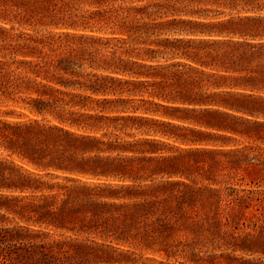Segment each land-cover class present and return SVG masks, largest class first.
I'll use <instances>...</instances> for the list:
<instances>
[{"label":"trees","instance_id":"1","mask_svg":"<svg viewBox=\"0 0 264 264\" xmlns=\"http://www.w3.org/2000/svg\"><path fill=\"white\" fill-rule=\"evenodd\" d=\"M171 258L264 264V0H0V264Z\"/></svg>","mask_w":264,"mask_h":264},{"label":"rangeland","instance_id":"2","mask_svg":"<svg viewBox=\"0 0 264 264\" xmlns=\"http://www.w3.org/2000/svg\"><path fill=\"white\" fill-rule=\"evenodd\" d=\"M127 86H128L127 84L123 83V89L127 88ZM122 97L130 99L129 102L127 103L128 106H141V105H143V103L139 100V98L140 97L147 98L148 94L146 92H144L141 96L140 95L139 96H132V95H128V94L124 93ZM1 107L4 110H8V109H12V108L19 109V107H16L14 105H10V103L8 105H3ZM167 262H169L170 264H190L189 262L184 261L183 259H174V258H171Z\"/></svg>","mask_w":264,"mask_h":264}]
</instances>
